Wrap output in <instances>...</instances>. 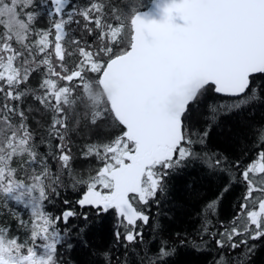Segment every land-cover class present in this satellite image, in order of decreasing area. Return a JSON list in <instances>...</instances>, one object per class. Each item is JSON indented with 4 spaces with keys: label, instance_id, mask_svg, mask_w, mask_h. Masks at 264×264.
<instances>
[{
    "label": "snow or ice",
    "instance_id": "1",
    "mask_svg": "<svg viewBox=\"0 0 264 264\" xmlns=\"http://www.w3.org/2000/svg\"><path fill=\"white\" fill-rule=\"evenodd\" d=\"M41 17L48 26L37 28ZM73 24L80 37L71 35ZM0 26V208L25 229L21 239L0 225V264H61L68 229L59 225L77 213L53 215L46 205L65 180L83 187L80 207L114 211L124 229L115 236L126 248L142 243L138 222L150 218L138 206L158 203L169 172L196 158L190 106L209 88L239 97L232 108L259 98L251 78L264 74V0H0ZM34 73L41 74L37 89L27 87ZM29 96L35 109L22 106ZM33 112L47 117L46 127L36 121L43 133L29 123ZM104 121L119 134L87 144L82 156L98 167L75 171L71 134ZM239 175L237 213L218 239L211 235L229 255L242 245L247 251L231 260L222 254L217 264H245L248 240L264 237V150ZM167 255L162 241L157 256L145 253L146 264Z\"/></svg>",
    "mask_w": 264,
    "mask_h": 264
},
{
    "label": "trees",
    "instance_id": "2",
    "mask_svg": "<svg viewBox=\"0 0 264 264\" xmlns=\"http://www.w3.org/2000/svg\"><path fill=\"white\" fill-rule=\"evenodd\" d=\"M75 2L83 6L88 0ZM137 3L150 4V0H137ZM47 26L48 21L44 17L36 25L37 28ZM71 28L75 30L71 35L81 36L79 26L73 24ZM251 79V88L259 98L239 108L229 107L239 97L217 94L211 88L190 106L186 124L192 139L197 141L191 146L196 158L169 172L165 191L157 195L158 203L150 201L147 206H138L150 218L146 225L138 222V229L143 232L142 243L126 248L123 237L118 241L115 236L117 230L123 233L124 229L114 211L98 215L97 210L90 206L80 207L77 201L82 197L83 187L73 188L65 180L64 186L59 189L60 195L53 197L52 204L46 205V210L53 215H60L66 209L77 213L67 225H59L61 229H68L66 243L58 250L61 264H146L145 253L157 256L162 241L169 255L158 264H217L222 254L231 260L241 252L246 253L242 245L229 255L226 249L217 247L211 234L216 233L218 239V233L236 215L244 194L239 172L264 150V141L259 139L261 130H264V74L254 75ZM40 80L41 74L34 73L27 87L37 89ZM22 106L27 110L38 105L29 96ZM212 108L216 109L214 119L211 118ZM46 119L33 112L29 123L38 133H43L44 128H38L36 121L46 127ZM119 131L110 121H104L99 127L82 125L74 131L69 145L73 154V169L87 173L98 167L94 158L82 156L85 146L117 135ZM200 139L202 143L198 142ZM41 150L46 149L42 147ZM206 159L212 161V167L205 162ZM216 159L222 161L219 167L214 166ZM236 162H239V168L235 167ZM65 200L69 203L64 204ZM212 201L217 202L215 211L206 212L207 205ZM13 211H18L23 219L28 220L26 210L13 207ZM85 216L87 219H84ZM206 220L210 221L207 233L204 232ZM0 225L10 226L12 234L24 238L25 229L19 228L15 218L2 208ZM248 246L252 252L246 255L245 264H264V237L249 239Z\"/></svg>",
    "mask_w": 264,
    "mask_h": 264
},
{
    "label": "water",
    "instance_id": "3",
    "mask_svg": "<svg viewBox=\"0 0 264 264\" xmlns=\"http://www.w3.org/2000/svg\"><path fill=\"white\" fill-rule=\"evenodd\" d=\"M149 5H150V4H149ZM254 75H257V74H254ZM254 75H253V76H254ZM221 95H223V94H221ZM225 96H227V95H225Z\"/></svg>",
    "mask_w": 264,
    "mask_h": 264
},
{
    "label": "rangeland",
    "instance_id": "4",
    "mask_svg": "<svg viewBox=\"0 0 264 264\" xmlns=\"http://www.w3.org/2000/svg\"><path fill=\"white\" fill-rule=\"evenodd\" d=\"M29 219V218H28ZM27 220V219H26Z\"/></svg>",
    "mask_w": 264,
    "mask_h": 264
}]
</instances>
